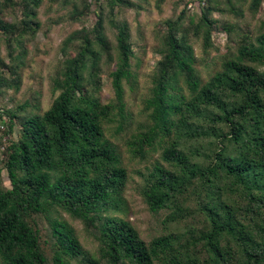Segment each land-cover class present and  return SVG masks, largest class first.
Masks as SVG:
<instances>
[{
    "label": "trees",
    "instance_id": "1",
    "mask_svg": "<svg viewBox=\"0 0 264 264\" xmlns=\"http://www.w3.org/2000/svg\"><path fill=\"white\" fill-rule=\"evenodd\" d=\"M121 1L107 2L112 9ZM261 1L249 0L253 12ZM17 2L31 15L20 27L1 15ZM40 2L0 1L1 33L33 34ZM233 6V0H207L196 24L183 21L184 9L166 19L140 119L125 103L133 54L127 26L114 24L113 46L99 13L90 29L81 26L63 39L66 57L52 79L58 91L48 108L39 113L20 103L2 110L9 129L19 125L0 163V264H264V23L253 35L243 32L206 80L195 68L189 37L212 48V12ZM74 7L77 19L82 10ZM81 7L88 10L86 0ZM226 23L221 27L228 29ZM113 57L114 94L104 101L101 66ZM13 61L0 58V67L15 73ZM4 80L0 70V87ZM110 122L126 132L124 142L138 158L160 151L142 174L141 193L152 211L169 208L166 219L181 227L145 240L130 219L112 211L121 206L128 170L106 135ZM60 209L90 231L93 252ZM42 240L50 242V255Z\"/></svg>",
    "mask_w": 264,
    "mask_h": 264
},
{
    "label": "rangeland",
    "instance_id": "2",
    "mask_svg": "<svg viewBox=\"0 0 264 264\" xmlns=\"http://www.w3.org/2000/svg\"><path fill=\"white\" fill-rule=\"evenodd\" d=\"M86 1L88 10L85 11L81 7L82 0H41L31 20L36 22L32 25L35 28L33 34L26 33L20 37L14 33L7 38L0 31V58L5 62L18 61L15 73L10 72L5 66L0 67L6 79L0 87V163L4 155L2 149L8 138L16 133L15 127L19 125L16 123L14 128L9 129L6 124L8 116L2 110L7 107L15 108L20 103H25V109L39 113L48 108L58 91L52 89V79L58 75L60 64L66 57L61 45L70 32L81 26L90 29L101 13L104 15L105 33L114 46V24L127 26L133 54L130 58L132 76L130 80L123 81L125 103L133 118L140 119L143 117L142 102L150 94L153 71L160 58L158 49L162 45L161 37L166 30V19L175 18L184 9L183 21L187 23L192 20L196 24L199 13L207 2V0H122L110 9L108 0ZM219 4L225 6L224 2ZM233 4L234 11L224 9L212 12V17L217 20L211 34L212 48L203 50L202 39L189 36L197 57L195 68L202 80H206L211 73L219 69L221 54L235 48L243 32H251L253 35L264 23V0L256 12L251 10L249 0H233ZM74 6L76 11L82 10L77 19L72 14ZM1 15L6 20L17 22L19 27L21 19L31 18L30 14H25L24 7L19 2L7 3ZM224 20L227 21L228 29L221 27ZM114 66L115 57L101 66L100 76L103 85L98 94L104 101L109 100L114 94L109 74ZM125 134L124 131H117L113 122L108 124L106 135L119 148L122 162L128 170L121 206L112 211L130 219L141 237L149 240L153 236L166 233L173 226L181 227L182 221L175 223L167 220L166 213L169 211L167 207L156 212L149 208L141 193L142 174L160 159V151H151L144 159L138 158L127 148L124 142ZM3 182L8 184L4 169ZM57 214L71 222L83 247L93 252L97 241L84 227L82 221L62 209L57 211ZM185 219L192 218L189 216ZM40 230L42 237L46 238V222L42 221ZM42 243L45 252L50 255L52 251L50 242L42 240Z\"/></svg>",
    "mask_w": 264,
    "mask_h": 264
}]
</instances>
